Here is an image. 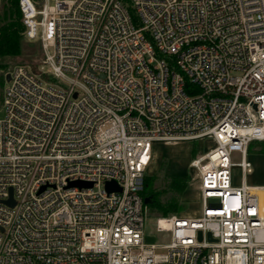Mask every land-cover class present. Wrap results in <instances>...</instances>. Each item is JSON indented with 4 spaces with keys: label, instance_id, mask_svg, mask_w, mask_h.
I'll list each match as a JSON object with an SVG mask.
<instances>
[{
    "label": "built area",
    "instance_id": "1",
    "mask_svg": "<svg viewBox=\"0 0 264 264\" xmlns=\"http://www.w3.org/2000/svg\"><path fill=\"white\" fill-rule=\"evenodd\" d=\"M19 8L42 59L4 74L0 264H264V184L246 181L264 140V0ZM205 137L215 146L190 162L201 213L158 218L169 241L146 243L154 143Z\"/></svg>",
    "mask_w": 264,
    "mask_h": 264
},
{
    "label": "rangeland",
    "instance_id": "2",
    "mask_svg": "<svg viewBox=\"0 0 264 264\" xmlns=\"http://www.w3.org/2000/svg\"><path fill=\"white\" fill-rule=\"evenodd\" d=\"M4 0L2 2L0 16L2 14ZM20 53L16 55L0 56V78L5 81V71L10 66L26 63L37 68L42 59V49L39 41L30 40L25 37L24 32L20 36ZM4 82L0 81V118L4 117L5 109L3 106L2 89ZM215 146L211 137L193 140H172L166 142H155L153 153L154 158L147 169V176L153 177V181L146 185L145 197H150L151 202L145 206V242L146 243H165L169 241L167 232L156 230V220L165 217L162 208L151 205L153 201L160 205L180 207L176 214L185 216H197L201 213V191L199 183L195 179L196 169L191 166L193 158L204 154ZM249 159L254 165V173L248 174L247 183L256 184L264 182V143L254 141L249 147ZM233 162L241 161L239 151H233L231 155ZM234 184H240L242 172L240 167L234 166ZM173 177H185L189 180V185L183 192H179L170 187L169 183ZM219 198L213 197L209 201H218Z\"/></svg>",
    "mask_w": 264,
    "mask_h": 264
},
{
    "label": "trees",
    "instance_id": "3",
    "mask_svg": "<svg viewBox=\"0 0 264 264\" xmlns=\"http://www.w3.org/2000/svg\"><path fill=\"white\" fill-rule=\"evenodd\" d=\"M22 32H24V25L22 21V13L19 8V0H4V6L0 16V56L16 55L20 53V36ZM0 81L4 82L2 78H0ZM189 88L190 85L187 84V91H189ZM262 142L264 143V140H262ZM154 177L155 176L146 177V184L143 191L144 197L146 195V185L153 181ZM169 185L174 190L183 192V190L188 187L189 180L185 177H173L171 178ZM151 205H154L158 208L163 207L162 210L164 215L175 213L178 211V209L180 210V207H177V205L172 206V204H168L164 208V206L160 205L159 203H155V201H153Z\"/></svg>",
    "mask_w": 264,
    "mask_h": 264
},
{
    "label": "water",
    "instance_id": "4",
    "mask_svg": "<svg viewBox=\"0 0 264 264\" xmlns=\"http://www.w3.org/2000/svg\"><path fill=\"white\" fill-rule=\"evenodd\" d=\"M9 76L7 75L6 76V79H8ZM92 185V182H88V181H82V180H75V181H71L69 183V186H80V187H85V186H91ZM106 189L108 191H114V190H117V191H120L121 188L119 187V185L116 183V181L114 180H111V181H107L106 182ZM6 202L13 206L14 205V199H13V196H12V189H10V198L6 200ZM144 202L145 204H149L151 202V198L150 197H144ZM209 238L212 239V234L209 232ZM199 238L201 239L202 238V231L200 230L199 231Z\"/></svg>",
    "mask_w": 264,
    "mask_h": 264
},
{
    "label": "bare ground",
    "instance_id": "5",
    "mask_svg": "<svg viewBox=\"0 0 264 264\" xmlns=\"http://www.w3.org/2000/svg\"><path fill=\"white\" fill-rule=\"evenodd\" d=\"M161 223H162V224H165V223H166V221H165V220H161Z\"/></svg>",
    "mask_w": 264,
    "mask_h": 264
},
{
    "label": "crops",
    "instance_id": "6",
    "mask_svg": "<svg viewBox=\"0 0 264 264\" xmlns=\"http://www.w3.org/2000/svg\"><path fill=\"white\" fill-rule=\"evenodd\" d=\"M256 184H264V182H262V183H256Z\"/></svg>",
    "mask_w": 264,
    "mask_h": 264
}]
</instances>
